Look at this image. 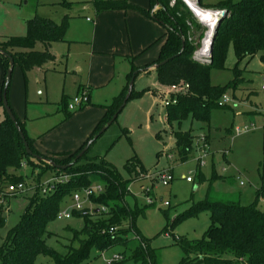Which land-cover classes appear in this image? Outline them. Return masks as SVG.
Returning <instances> with one entry per match:
<instances>
[{
	"label": "rangeland",
	"instance_id": "obj_1",
	"mask_svg": "<svg viewBox=\"0 0 264 264\" xmlns=\"http://www.w3.org/2000/svg\"><path fill=\"white\" fill-rule=\"evenodd\" d=\"M61 1L0 0V40L24 36L26 21L34 17L49 18L58 24L66 16L70 17L66 41L55 43L51 48L54 60L26 74L16 64L10 81V106L23 123L26 135L34 141L35 149L44 154L75 153L92 136L105 116L106 107L127 87L133 63L144 66L158 59L161 47L158 40L165 31L162 25L137 9L148 8L150 0H127L137 8L100 14L94 6L97 0H66L72 4L71 9L60 5ZM228 1L240 2L201 0L200 5L211 8ZM206 31L204 28L203 32ZM203 39L204 36L199 39L196 35L193 43L201 48ZM42 49L38 44L36 50ZM236 64L231 47L225 69L211 70L212 85H229L235 79ZM239 69L241 80L237 90L225 93L229 102L224 108L211 109L208 121L194 120L189 115L181 123L168 124L167 107L163 103L168 88H159L156 72L141 73L135 78L133 97L104 133L94 136L86 154L89 159L105 160L125 180L130 179L126 170L128 161L138 159L141 162L146 173L138 182L128 185L129 194L125 198L129 208L137 212L135 232L125 236L130 239L127 246L104 252L94 248L90 259L82 264H107L120 253L128 256L141 240L154 252L155 264H179L184 255L176 239L201 240L210 226L209 211L193 212L198 203L207 196L214 200L240 199L244 205L253 202L256 190L263 183L264 65L261 56L245 60ZM147 89L155 90L156 95L144 92ZM86 95H89V102L82 106H86L84 109L68 110L67 105L75 98ZM68 114L73 115L68 119ZM4 118V108L0 107V122ZM246 127L251 130L236 135V129ZM178 131L191 132L194 137V151L185 162L181 161L176 149L174 132ZM84 163L82 160L79 165ZM162 172L173 177L168 186L159 178ZM22 175L25 192L5 203L6 225L0 229V247L9 230L20 222L38 187L50 189L55 184L48 186L52 179L65 177L69 181L72 177H57L52 170L33 172L28 165L23 167ZM213 176L218 179L212 180ZM188 178L192 182H188ZM82 200L85 201L84 196ZM151 200L153 205H150ZM73 206V197H65L58 218L47 228L51 233L46 237L47 245L62 255L68 247L77 246L72 242L70 229L83 228L82 219L61 217ZM86 207L97 208L90 202ZM259 208L264 210V199L260 200ZM184 214L186 217L171 230L170 224ZM49 261L40 256L36 264ZM126 264L133 263L127 261Z\"/></svg>",
	"mask_w": 264,
	"mask_h": 264
},
{
	"label": "trees",
	"instance_id": "obj_2",
	"mask_svg": "<svg viewBox=\"0 0 264 264\" xmlns=\"http://www.w3.org/2000/svg\"><path fill=\"white\" fill-rule=\"evenodd\" d=\"M59 4L67 9L72 7V4L66 0H62ZM94 6L98 14L137 8L127 0H97ZM137 9L141 14L165 28L164 35L159 39V42H162L159 57L155 62L142 68L132 66L124 92L106 107L105 116L95 132L75 153H39L34 147V141L26 135L23 123L10 106L8 97L10 83L6 85L10 59H13L14 66L16 64L20 66L24 74L54 60L49 48L54 43L65 42L70 17L66 16L60 24L49 18L34 17L26 21L27 30L24 36L0 40V55L5 69L0 107L4 108L3 94L6 92L9 107L32 153L51 160L59 166H68L66 170H58L47 162L36 160L28 155L15 124L4 110L5 118L0 122V194L5 193L10 185L24 184L22 171L25 165L31 167L33 172L36 169L42 173L52 170L57 173V177L72 176L66 183H55L46 194L43 193L44 187L36 189L20 222L9 230L3 240L0 247V264H36L40 256L48 258L50 260L48 264H82L90 259L94 248L104 252L118 246H127L130 239L125 236L132 231L135 232L137 212L129 208L125 198L129 194L128 185L138 182L142 174L146 173L141 162L138 159L128 161L126 170L130 179L125 180L111 164L103 159H89L86 156L87 152L76 163L74 161L94 139V136L103 130L119 112L129 83L136 71L145 70L169 60L167 64L155 71L159 84L163 88L181 83L189 85L188 93L178 96L176 105L167 107L166 121L171 124L181 123L189 115H192L194 120L208 121L211 109L224 108L219 104L225 93L229 90H237L241 80L239 65L257 55L261 56V62L264 65V0H240L238 3L228 1L206 8L224 10L228 13L227 19L221 24L216 34L209 64H200L193 60L197 46L189 41V36L195 38L198 35L199 39H202L204 28L184 2L177 0L171 7L170 0H151L149 9ZM183 41H185L184 49ZM38 44L42 45L43 50H36ZM231 47L237 60L234 69L235 79L225 87L213 86L210 72L212 69H225ZM149 91L151 89L144 92ZM132 97L133 93L130 99ZM72 115L68 114L67 118H71ZM174 136L181 161L189 160L194 151L192 133L178 131L174 132ZM82 160H85V163L79 165ZM262 167L263 183L256 190L251 204L244 205L240 199L237 201L214 200L207 196L206 200L195 206L193 212L198 210L210 212V226L201 240H190L187 237L176 239V245L184 255L179 264H264V210L259 208L260 200L264 199V163ZM215 179L218 177L213 176L212 180ZM96 184L104 187L102 194L90 199V203L97 208L91 210L86 207L83 211L72 210L71 212L72 216L83 220L82 229H70L73 233L72 242L77 243V246L68 247L64 255L58 253L47 245L46 237L51 236L47 230L48 224L58 218L65 197H73L80 190L88 189ZM15 197L0 196V229L6 225L5 203ZM186 215H181L172 222L169 226L171 230ZM128 223H130L129 226ZM112 229L115 230L114 233H111ZM120 255L122 260L113 264H126L127 261L133 264H155V254L144 240H141L140 245L128 256L126 253H120Z\"/></svg>",
	"mask_w": 264,
	"mask_h": 264
},
{
	"label": "built area",
	"instance_id": "obj_3",
	"mask_svg": "<svg viewBox=\"0 0 264 264\" xmlns=\"http://www.w3.org/2000/svg\"><path fill=\"white\" fill-rule=\"evenodd\" d=\"M182 2H184L186 4V6L192 11V13L194 14V17L196 18V20L198 21V23L203 27L206 28L207 31L204 33V39L201 42V48L198 47L197 43H194L195 46H197L198 48L196 49V51L194 52L193 55V59H198L201 63L203 64H209L211 63V58L212 55L210 54V47L208 49V53L204 54L203 51L205 49V41L207 40V37L209 35V33L211 32V25H209L211 23V21H208V25H204L201 22V19L203 17L206 18L207 15L210 14H219L224 10H218V9H206L200 6V3L197 4L198 5V9L200 10V12L202 13V15H199V13H197V11H195L194 8L191 7V5L189 4L188 0H181ZM177 0H170V6L173 7L176 4ZM189 26H191L190 23H188ZM213 36V30H212V34L211 37ZM195 40V38L193 36H189V41L193 43V41ZM264 89V87H263ZM189 90V85L185 84V83H181L179 85H173L171 87L168 88V92L166 94H164V99H163V103L166 105V107L170 106V105H176L178 103V96H182L185 95L186 93H188ZM229 102V99L227 96H224L223 99L220 102V106H225V104H227ZM88 103V97L87 95L84 96L83 98L79 99V98H75L73 100L72 103L67 105V108L70 112H74L77 109L81 108L82 106H84L85 104ZM251 129L246 127L244 129H236L235 133L236 135H241V134H245L247 132H249ZM169 158L171 159L172 157L169 156ZM201 165H204V162L201 161ZM159 178L162 181V184L164 186H168L170 184V182L173 180L172 175L167 174V172H162L159 174ZM188 182H192V179L188 178L187 179ZM68 182V180H66V178H62V179H52V181L50 183H48V186L51 183H66ZM242 185V183H241ZM53 188V187H51ZM49 189L47 188H43V193L46 194L48 192ZM25 192V185L20 183L17 185H10L7 189V191L5 193H1L0 196L1 197H15L18 196L22 193ZM104 192V187L101 184H96L93 185L92 187L88 188V189H84L82 192H77L73 195V200H74V206L73 208H71V210L64 212L61 217H64L65 219H70L72 214V210H77V211H83L86 208V204L88 202H90L91 197L93 196H98L100 194H102ZM149 192V191H148ZM82 196H84L85 201L82 200ZM154 202L151 200L150 204H153ZM166 206H168V203H165ZM115 230H111V233H114ZM122 260V256L120 254H116L111 261H107V264H113L114 262H119Z\"/></svg>",
	"mask_w": 264,
	"mask_h": 264
},
{
	"label": "water",
	"instance_id": "obj_4",
	"mask_svg": "<svg viewBox=\"0 0 264 264\" xmlns=\"http://www.w3.org/2000/svg\"><path fill=\"white\" fill-rule=\"evenodd\" d=\"M191 1H195V2H197V4L200 3V0H191ZM157 6H158V4H157ZM227 16H228L227 11H222L219 14H213L212 13L210 15H207L206 18L203 17L201 19V22L204 25H208V21H212L213 22V25H214V28H213V36H212V40H211V44H210V54L211 55H212V51H213L214 40H215L216 34L218 32V29L221 26V24L227 19ZM184 46H185V41H183V49H184ZM182 52H183V50L181 51V53ZM193 60L196 61L197 63L203 64L198 59H193ZM168 62H169V60L163 61V62H161L159 64L153 65L152 67H150L148 69L136 71L133 74V77H132V79H131V81L129 83L128 91H127V94L125 96L124 103H123L122 107L119 109V112L113 117L112 121L109 122L108 125L103 130L100 131V133H99L98 136H100L101 134L104 133V131L107 129V127L110 126L115 121V119L118 117V114L125 107L126 103L128 102V100L130 99V97L132 95L133 88H134V81H135V78L137 77V75H139L140 73H143V72L156 71L157 69H159L160 67L164 66ZM13 68H14V61H13V59H10V68H9V70L7 72V75H6V85H8L10 83V81H11V76H12ZM3 106H4V109L6 111V114L9 116V118L11 119V121L15 124V126H16V128L18 130V133H19V135H20V137H21V139H22V141L24 143V147H25L26 152L28 153V155H30L31 157L35 158L36 160H43V161L47 162L49 165H51L55 169H58V170H66L68 166H59V165L55 164L53 161H51V160H46V159H44V158H42V157H40V156L35 155V154L32 153V151L30 150L29 145H28V143L26 141L25 135H24L23 131L21 130V128L19 127L18 122L16 121V118L14 117V115H13V113H12L10 107H9L6 92L3 94ZM97 137H96V139H97ZM92 143H93V141H91L89 143V145L86 146L81 151V153L75 159L74 163H76L81 157L84 156V154L88 151L89 146Z\"/></svg>",
	"mask_w": 264,
	"mask_h": 264
},
{
	"label": "crops",
	"instance_id": "obj_5",
	"mask_svg": "<svg viewBox=\"0 0 264 264\" xmlns=\"http://www.w3.org/2000/svg\"><path fill=\"white\" fill-rule=\"evenodd\" d=\"M150 6H151V0H150V4H149V7L148 8H146V9H144V10H147V9H149L150 8ZM128 11V10H127ZM127 11H124V12H127ZM97 12V11H96ZM98 14V13H97ZM148 18V17H147ZM87 22H90V20L89 19H87ZM164 33H165V31H164ZM164 35V34H163ZM162 35V36H163ZM162 36L160 37V39L162 38ZM66 41V40H65ZM159 41V40H158ZM55 44V43H54ZM54 44H52L51 46H50V48H49V50H50V52H51V48H52V46L54 45ZM161 46H162V42H161ZM43 48V47H42ZM161 48V47H160ZM43 50V49H42ZM52 53V52H51ZM149 64H151V63H149ZM133 65L134 66H136L135 65V63H133ZM146 65H148V64H146ZM146 65H144V66H146ZM144 66H136V67H139V68H142V67H144ZM41 68V67H40ZM36 69V68H35ZM34 70V69H33ZM151 72H155V71H149V72H143V73H151ZM141 74V73H140ZM4 77H5V69H4V66H3V64L0 62V99H1V95H2V87H3V82H4ZM159 88H163L161 85H159ZM154 91L155 90H151V92H152V94L153 95H156V93H154ZM88 102H89V95H88ZM86 106H87V104H86ZM85 106V107H86ZM84 107V108H85ZM83 108V109H84ZM5 110V109H4ZM79 110H80V108H79ZM41 153V152H40ZM50 153H52V152H49V153H47V154H50ZM55 153V152H54ZM59 153V152H58ZM71 153V152H70ZM42 154H44V153H42ZM154 204V203H153Z\"/></svg>",
	"mask_w": 264,
	"mask_h": 264
},
{
	"label": "bare ground",
	"instance_id": "obj_6",
	"mask_svg": "<svg viewBox=\"0 0 264 264\" xmlns=\"http://www.w3.org/2000/svg\"><path fill=\"white\" fill-rule=\"evenodd\" d=\"M188 2L191 5V7L194 8L195 11H197V13H199V15H202V13L200 12V10L198 9L197 2L191 1V0H188ZM209 25H211V32L209 33V35L207 37V40L205 41V49L203 51L204 54L208 53V49L210 47L211 40H212L211 34H212V30L214 28L213 22L211 21V23Z\"/></svg>",
	"mask_w": 264,
	"mask_h": 264
}]
</instances>
